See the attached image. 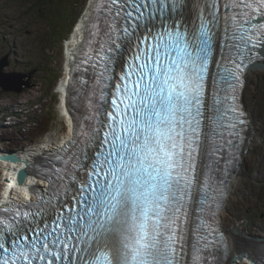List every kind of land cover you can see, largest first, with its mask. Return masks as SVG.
I'll return each mask as SVG.
<instances>
[{"label":"snow or ice","instance_id":"obj_1","mask_svg":"<svg viewBox=\"0 0 264 264\" xmlns=\"http://www.w3.org/2000/svg\"><path fill=\"white\" fill-rule=\"evenodd\" d=\"M93 21L82 117L46 190L0 207V264L215 261L206 219L242 142L235 89L264 57V0H102Z\"/></svg>","mask_w":264,"mask_h":264},{"label":"rangeland","instance_id":"obj_2","mask_svg":"<svg viewBox=\"0 0 264 264\" xmlns=\"http://www.w3.org/2000/svg\"><path fill=\"white\" fill-rule=\"evenodd\" d=\"M83 1L77 0L75 5L64 6V17L70 22L77 19L76 24L79 25L91 2L85 0L86 5L82 9ZM47 2L0 0V58L8 54L9 60L4 71L32 72L31 86L20 93L2 91L0 87V153L8 150L16 152L48 139L59 140L69 132L71 112L67 108L63 110L59 87L66 76V41L77 25L61 44L52 42L50 11L42 7ZM55 9L57 11V6ZM42 11L50 18L44 17ZM43 39L45 42L42 43ZM245 79L242 101L246 108L252 109L256 119H260H257V130L260 122L262 130L257 132L253 147L246 155L248 177L245 186L233 197L230 206L223 209L221 219L226 230L241 221L250 232L258 231V234L264 235V231L259 232L264 228V69H252L246 73ZM1 166L0 162V190L7 182L6 170ZM236 243L234 241L233 248ZM248 250L253 253L252 249ZM255 256H259L258 253ZM248 257L237 258L235 264H255Z\"/></svg>","mask_w":264,"mask_h":264},{"label":"bare ground","instance_id":"obj_3","mask_svg":"<svg viewBox=\"0 0 264 264\" xmlns=\"http://www.w3.org/2000/svg\"><path fill=\"white\" fill-rule=\"evenodd\" d=\"M98 1L99 0H91V2L89 3L90 5L87 7V13L84 19H82V22L79 25L77 24H76L77 26L75 25L76 27L71 32L70 38L66 41V45H67L66 47L67 56L66 57H68L67 61H65L67 64L66 71H65L66 76H64V79L60 81V87H59L60 95L63 100L62 104H63L64 111L66 110V108L68 109V104H72L73 102L75 104L77 103L81 105L80 100L77 99L73 94L69 92L68 76H69V71L73 65V62L76 60V58L78 57V53L81 50V45L83 44L82 41L84 39L87 26L89 23L94 22L93 17H92V8H93V5H96L98 3ZM249 71L251 70H248L247 72ZM245 84H246V81H245ZM69 99H72L73 101H69ZM248 112L250 116L246 121V127L251 129V138L249 139L248 142L246 141L241 142L240 146L243 148L246 147L245 148L246 151L243 153L240 163L238 165H235L234 174L232 178L230 179L228 191L226 194L227 197L225 199V202L222 208L214 209L213 211L216 212L214 219H217L220 222L221 231L228 235V238L230 241L229 253H233L235 256L239 253L250 251L248 249H252L253 251L252 254L258 253L259 255V256H255L258 262L260 264H264V235L258 234L257 233L258 231L255 233L250 232L248 229L245 228L246 226L241 221H239L238 224H234L232 228H229L230 230H226L225 226H223L222 224V219H221V213L223 209L224 208L227 209L230 206L233 197L237 193H239L241 189H243V187L245 186L244 182L247 180L246 178L248 177L247 170L245 167V163L247 161L246 155L248 154L249 149L253 147V146L251 147V145H253L254 140H256L257 132L258 131L260 132L262 130L261 122L258 124L259 128L257 130V119L258 118L256 119L251 108L248 109ZM67 116H68V113H67ZM73 122H74V119H72V115L70 114V119H69L70 131L66 134V136L62 137L61 139L59 140L48 139L34 146H30V147L17 150L15 153L20 157L19 162L13 163V162L4 161L0 159V162L3 165L1 167L2 169L5 168L6 174H7V178H5L7 182L4 183L2 190H0V207L11 205L13 204V201L14 202L21 201L23 199L34 200L33 198H29L30 193L32 192L36 193L37 190L40 191V190L46 189L47 181L43 177L37 176L36 174H34V172H31L33 169L29 171L28 176L26 177L24 182L20 184L16 180V172L20 168L24 167L25 164H30L31 165L30 167L32 168L37 167V170H44L47 166V163L49 162L50 156L53 155L55 150L58 149L65 141L71 138L70 132H71V124ZM43 175L44 174H41V176ZM206 222L210 223L211 220H207ZM261 231H264V228H261L259 232ZM234 241L236 242L238 241V243H236V247L233 248ZM261 244L263 245V247H261ZM230 247H232L233 252L231 251ZM229 260L230 258H227L224 264H229Z\"/></svg>","mask_w":264,"mask_h":264},{"label":"water","instance_id":"obj_4","mask_svg":"<svg viewBox=\"0 0 264 264\" xmlns=\"http://www.w3.org/2000/svg\"><path fill=\"white\" fill-rule=\"evenodd\" d=\"M257 61H259V62H256L255 66L251 67L250 70L256 69V68H263L264 69V61H261V59H257ZM8 64H9L8 54H5L0 58V87H1L2 91H14L16 93H20V92H22V90L24 88L30 87L32 84L30 82L32 72H29L26 74V73H21V72H16V71H10V72L4 71L5 66H7ZM25 77H27V78L25 79ZM242 103L244 104L243 101H242ZM243 109L249 115V112H248L245 105H244ZM0 159L4 160V161L13 162V163L20 161V157L14 152V150H8L6 152H1L0 153ZM241 159H240V161H241ZM236 163L239 164L240 162H236ZM30 166H31L30 164H25L24 167L20 168L16 172V180L19 184L23 183L24 180L26 179V177L28 176L29 171L32 169V167H30ZM242 253L245 256L251 257L254 260L255 264H259L258 260L255 257V254H250V253L247 254L244 252H242ZM233 257H234V255L230 258L229 264H235L236 263L237 259H233ZM240 257H242V256H240Z\"/></svg>","mask_w":264,"mask_h":264},{"label":"trees","instance_id":"obj_5","mask_svg":"<svg viewBox=\"0 0 264 264\" xmlns=\"http://www.w3.org/2000/svg\"><path fill=\"white\" fill-rule=\"evenodd\" d=\"M35 2H39V0H34ZM77 3V0H48L47 3L42 5L44 10L50 11V36L53 38L51 41L56 44H61L62 41H65L67 39L68 34H70L72 28L76 24L77 19L72 20V22L69 21V19L64 17V9L63 7L67 4L69 5H75ZM85 0L81 3L82 9L85 7ZM85 4V5H84ZM84 5V6H83ZM55 6H57V11L55 9ZM43 12V11H42ZM41 14L44 15L46 18H50L47 13L43 12ZM64 19V20H63ZM42 43L45 42V39L41 41ZM61 54V51L59 52ZM50 57V56H49Z\"/></svg>","mask_w":264,"mask_h":264},{"label":"flooded vegetation","instance_id":"obj_6","mask_svg":"<svg viewBox=\"0 0 264 264\" xmlns=\"http://www.w3.org/2000/svg\"><path fill=\"white\" fill-rule=\"evenodd\" d=\"M256 62H259V61H257V59H256V60H255V63H256ZM246 73H247V71L244 73V76H243V85L245 84V81H246V79H245V75H246ZM23 191H24V190H23ZM23 191H21V192H23ZM21 192H20V193H21Z\"/></svg>","mask_w":264,"mask_h":264},{"label":"clouds","instance_id":"obj_7","mask_svg":"<svg viewBox=\"0 0 264 264\" xmlns=\"http://www.w3.org/2000/svg\"><path fill=\"white\" fill-rule=\"evenodd\" d=\"M262 61H264V59ZM243 90H244V87H243Z\"/></svg>","mask_w":264,"mask_h":264}]
</instances>
